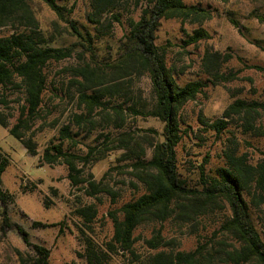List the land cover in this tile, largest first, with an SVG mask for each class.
<instances>
[{
  "label": "rangeland",
  "instance_id": "1",
  "mask_svg": "<svg viewBox=\"0 0 264 264\" xmlns=\"http://www.w3.org/2000/svg\"><path fill=\"white\" fill-rule=\"evenodd\" d=\"M183 1L205 10L209 18L162 19L154 42L162 48L179 85L203 83L195 98L180 109V120L185 124L182 127H188L177 145L179 172L196 185L198 167L204 165L206 172H213L224 164L225 151L244 153L252 162L262 157L263 140L245 132L241 122L218 137L209 123L235 99L264 101V0ZM57 2L63 7V16L42 0H28L33 20L28 22L17 15L0 26V36L37 31L43 46L71 50L70 56L51 60L44 70L46 89L38 114L25 133L37 144L36 156L28 154L8 131L23 104L21 87H0V117L8 123V127L0 125V155L7 160L0 187L12 195L5 204L0 203V264H23L20 257L27 260L31 255L17 227L28 233L31 242L50 250V264H86L84 239L106 250L113 235L111 213L119 217V208L145 191L137 178L145 169L138 166L141 162L136 155L144 151L141 158L148 161L150 143L158 139L163 128L155 117L114 111L117 105L153 104L148 75L144 71L125 74L117 68L129 22L138 19L144 0ZM95 10L98 14L91 15ZM199 28L208 37L188 43V37ZM207 52L221 56L205 59ZM88 65L93 72L103 74L105 82L116 84L110 88L115 94L104 95L103 108H95L89 119L77 124V114L87 115L86 103L80 97L83 77L78 71ZM86 93H92V89ZM63 125L78 133L75 142H65L66 147L80 154L96 148L89 162L78 161L80 178L85 181L76 185L71 184L62 160L51 165L40 160L43 149L57 138ZM120 138L128 141L132 152L119 142ZM87 181L100 182L104 191L91 194ZM254 199L252 203L259 208L253 212V219L264 238V198L255 193ZM85 206L95 210L89 223L77 215V209ZM224 215L225 210L217 208L192 223L173 216L164 221L146 220L135 229L132 248L108 251L107 264H148L149 256L159 251L170 254L193 251L199 244L209 247L213 240L224 238L218 232ZM155 240L157 248L153 249L150 243Z\"/></svg>",
  "mask_w": 264,
  "mask_h": 264
},
{
  "label": "trees",
  "instance_id": "2",
  "mask_svg": "<svg viewBox=\"0 0 264 264\" xmlns=\"http://www.w3.org/2000/svg\"><path fill=\"white\" fill-rule=\"evenodd\" d=\"M42 1L57 15L63 16V7L57 0ZM27 2L28 0H0V26L11 22L17 15H21L28 22L33 20ZM96 11L98 10L91 11V15L98 14ZM170 18L200 21L209 18V15L195 5L185 4L183 0H144V8L138 19L130 20L125 36L127 41L122 47L117 68L125 74L144 71L151 82L153 104L133 103L125 105V108L117 105L114 111L122 114L127 110L133 114L155 117L163 123V128L158 139L150 143L151 158L143 161L141 156L145 155L144 151L142 155H136L141 162L138 166L145 169L137 175L145 186L144 193L124 203L119 208V217L111 213L113 235L106 244L107 251L91 239H84V260L86 264H107L108 251L119 248L129 251L133 245L135 229L146 220L164 221L173 216L177 220L192 223L200 216L209 215L220 208L225 210V215L220 221L218 232L224 238L218 237L209 247L207 244H199L195 250L189 252L177 251L169 254L159 251L149 256L148 264H264V238L253 219V212L259 207L252 203L255 193L264 198V149L262 157L253 162L244 153L226 152L224 149L222 158L225 160L222 166L213 172H206L204 165L198 167L199 179L196 185L189 183L179 172L177 145L182 140L181 134L188 127H182L185 124L180 120V109L195 98L203 83L189 81L179 85L162 48L155 44L161 20ZM207 37L208 33L204 29H195L188 37V43ZM42 42L43 39L37 31H20L0 36V87H21L24 95L16 122L8 131L33 156L38 154L37 144L25 133L30 130L31 123L38 114L46 89L45 67L51 60L58 61L71 54L69 48L47 47ZM213 56L219 58L221 55L207 52L204 57L209 59ZM224 60L226 62L227 59ZM91 69L88 65L78 71L83 77L80 97L86 103L87 115L77 114V124L89 119L88 115L92 110L103 106L104 95L115 94L114 89L110 88L116 84L105 82L103 74ZM88 89H92V93H86ZM238 122H241L240 126L245 132L256 134L264 142V101L235 99L224 108L220 117L209 123V128L218 137L229 132L232 125ZM0 125L8 127V123L1 117ZM58 131L55 141H51L43 149L40 160L48 165L62 160L67 165L71 184L82 183L85 179L80 178L78 161L89 162L96 148H89L85 154L73 151L64 144L75 142L74 137L78 133H73L68 125H63ZM119 142L131 151L128 141L120 138ZM6 166V158L0 155V175ZM87 184L91 194L104 191L100 182L87 181ZM10 197L12 195L0 187V203L5 204ZM77 215L89 223L95 216V210L91 206L80 207ZM17 230L31 251L27 260L20 257L23 264H50V250L31 242L28 233L22 228L17 227ZM156 241L150 243L153 249L157 248Z\"/></svg>",
  "mask_w": 264,
  "mask_h": 264
}]
</instances>
